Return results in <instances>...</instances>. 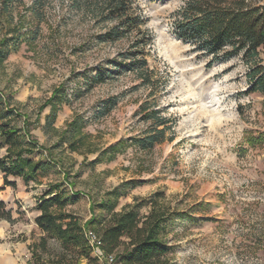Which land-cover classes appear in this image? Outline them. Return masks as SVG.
Listing matches in <instances>:
<instances>
[{
	"label": "rangeland",
	"instance_id": "1",
	"mask_svg": "<svg viewBox=\"0 0 264 264\" xmlns=\"http://www.w3.org/2000/svg\"><path fill=\"white\" fill-rule=\"evenodd\" d=\"M136 2L145 17L141 30L150 35L144 55L158 85L152 96L126 71L88 86L98 63L126 51L134 35L96 43L102 29L68 11V0L51 1L36 39L22 41L0 63V109L10 112L8 123L33 143L34 152L26 156L46 162L26 184L7 176L15 185L4 187L0 173L7 192H0L1 199L13 219H0V264H36L47 258L37 247L41 231L34 218L37 201L54 183L62 184L69 199L62 211L82 223L92 214L97 223L109 215L98 204L116 188L124 190L115 211L134 197L164 191V203L185 213L164 228L168 258L175 264H264V142L252 147L245 139L264 134V94L248 92V64L241 56L207 67L177 37L174 14L184 0ZM19 15L24 16L22 32L33 27L26 24V7H18L15 19ZM259 58L264 65V50ZM60 85L63 91L43 107ZM109 99L114 106L94 119ZM145 103L174 120L166 132L172 142L147 152L124 144L110 158L90 164L100 149L146 128L139 111ZM75 115L86 121L82 132L87 136L79 150L71 151L55 143ZM5 153L1 148L0 158Z\"/></svg>",
	"mask_w": 264,
	"mask_h": 264
},
{
	"label": "trees",
	"instance_id": "2",
	"mask_svg": "<svg viewBox=\"0 0 264 264\" xmlns=\"http://www.w3.org/2000/svg\"><path fill=\"white\" fill-rule=\"evenodd\" d=\"M51 1L0 0V63L22 41L36 39L40 24L46 21ZM136 1L68 0V11H75L96 28L102 29L95 35L96 43H113L134 35L126 51L119 52L104 63H98L93 69L94 75L88 80V86L102 83L126 71L132 73L140 85L150 88L149 96L154 94L153 88H158L153 71L145 59V46L150 43V35L145 29L141 30L145 17L138 10ZM19 6L26 7L29 12L26 24L33 26L29 31L20 30L23 15L15 19L17 15L14 16V13ZM174 17L173 32L206 60L207 67L239 55L248 64L245 73L249 81L248 92L264 94V65L259 58L260 50H264V0H184ZM61 91L63 85L52 92L43 107L51 104ZM114 104L115 101L109 99L104 105H99L94 119L105 116ZM1 109L0 149L4 147L6 150L0 158L3 186L15 185L7 176L19 177L26 184L46 162H34L26 156L34 152L33 143L26 142L22 131L8 123L10 112L7 110L4 113ZM139 111L141 119L148 122L146 128L135 136L120 139L115 145L100 149L90 164L100 163L105 157L110 158L124 144L147 152L165 140L172 142V136H166L171 128L169 125L174 123L171 117L161 114L147 103L141 104ZM51 121L48 118L47 124L52 125ZM85 124L81 115H75L61 131L55 144H66L71 151L79 150L87 136L82 132ZM55 131L58 133V130ZM245 139L249 146L255 147L264 142V134L249 135ZM123 190L116 188L108 192L107 197L98 204L109 212L101 223H97L93 214L82 223L72 213L62 211L69 204V199L65 197L61 183H54L44 190L36 204L39 214L34 218V223L41 231L37 247L48 256L36 264H79L81 261L96 264L86 237L88 230L98 236L102 251L114 254L117 264H175L168 258L170 250L164 239V228L167 222L185 213L171 209L164 203V191H156L144 198L134 197L130 204L115 211L117 197ZM0 219L8 223L13 221L11 209H7L1 199ZM50 243L55 245L52 250L47 247Z\"/></svg>",
	"mask_w": 264,
	"mask_h": 264
},
{
	"label": "built area",
	"instance_id": "3",
	"mask_svg": "<svg viewBox=\"0 0 264 264\" xmlns=\"http://www.w3.org/2000/svg\"><path fill=\"white\" fill-rule=\"evenodd\" d=\"M86 237H88V243L91 252L96 256L97 263L99 264H116L114 254L106 253L102 251L100 245L99 238L91 231L86 233Z\"/></svg>",
	"mask_w": 264,
	"mask_h": 264
},
{
	"label": "crops",
	"instance_id": "4",
	"mask_svg": "<svg viewBox=\"0 0 264 264\" xmlns=\"http://www.w3.org/2000/svg\"><path fill=\"white\" fill-rule=\"evenodd\" d=\"M0 180H1V179H0ZM0 188H4V187L0 186ZM0 192H4V194L7 193V192H6V188H4V189H3L2 191H0ZM1 197H2V195H1V193H0V199H1ZM1 200L4 201V199H1Z\"/></svg>",
	"mask_w": 264,
	"mask_h": 264
}]
</instances>
